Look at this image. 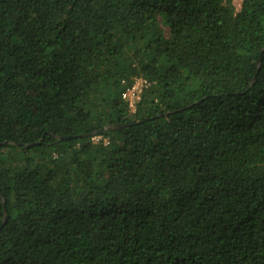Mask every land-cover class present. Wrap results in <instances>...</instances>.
Returning <instances> with one entry per match:
<instances>
[{
    "label": "trees",
    "instance_id": "obj_1",
    "mask_svg": "<svg viewBox=\"0 0 264 264\" xmlns=\"http://www.w3.org/2000/svg\"><path fill=\"white\" fill-rule=\"evenodd\" d=\"M233 1L0 0V264H264V0Z\"/></svg>",
    "mask_w": 264,
    "mask_h": 264
},
{
    "label": "built area",
    "instance_id": "obj_2",
    "mask_svg": "<svg viewBox=\"0 0 264 264\" xmlns=\"http://www.w3.org/2000/svg\"><path fill=\"white\" fill-rule=\"evenodd\" d=\"M147 83L143 80H136L121 95V100L127 104L130 112H134L135 105L139 101L140 94L147 87Z\"/></svg>",
    "mask_w": 264,
    "mask_h": 264
},
{
    "label": "water",
    "instance_id": "obj_3",
    "mask_svg": "<svg viewBox=\"0 0 264 264\" xmlns=\"http://www.w3.org/2000/svg\"><path fill=\"white\" fill-rule=\"evenodd\" d=\"M123 127H125V126H123V125L107 126V127H105L102 131H108V130H110V129H122ZM94 135H95V134H92V135H86V136H83V138L92 137V136H94Z\"/></svg>",
    "mask_w": 264,
    "mask_h": 264
},
{
    "label": "rangeland",
    "instance_id": "obj_4",
    "mask_svg": "<svg viewBox=\"0 0 264 264\" xmlns=\"http://www.w3.org/2000/svg\"><path fill=\"white\" fill-rule=\"evenodd\" d=\"M240 3H241V0H234V1H233V5H234V7H235L236 10L239 9V5H240Z\"/></svg>",
    "mask_w": 264,
    "mask_h": 264
}]
</instances>
